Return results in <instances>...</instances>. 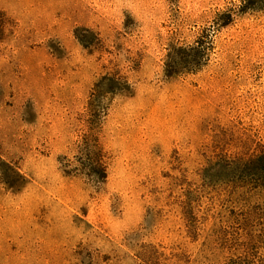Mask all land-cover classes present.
Returning <instances> with one entry per match:
<instances>
[{"label":"rangeland","instance_id":"rangeland-1","mask_svg":"<svg viewBox=\"0 0 264 264\" xmlns=\"http://www.w3.org/2000/svg\"><path fill=\"white\" fill-rule=\"evenodd\" d=\"M264 259V0H0V264Z\"/></svg>","mask_w":264,"mask_h":264},{"label":"trees","instance_id":"trees-1","mask_svg":"<svg viewBox=\"0 0 264 264\" xmlns=\"http://www.w3.org/2000/svg\"><path fill=\"white\" fill-rule=\"evenodd\" d=\"M258 264H264V259H263V261L259 262Z\"/></svg>","mask_w":264,"mask_h":264}]
</instances>
